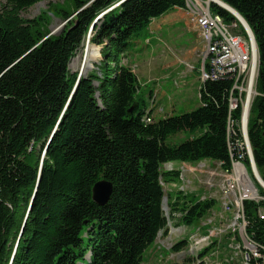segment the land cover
I'll use <instances>...</instances> for the list:
<instances>
[{
    "label": "trees",
    "instance_id": "16d2710c",
    "mask_svg": "<svg viewBox=\"0 0 264 264\" xmlns=\"http://www.w3.org/2000/svg\"><path fill=\"white\" fill-rule=\"evenodd\" d=\"M41 1L0 0V264H144L177 214L185 226L198 225L215 206L176 193L168 196L167 218L163 182L180 173L165 164L213 160L231 171L243 156L250 167L243 139L229 135V120L241 122L243 109L231 112L234 83L209 80L200 107L147 124L137 76L123 60L154 19L185 9L187 0H72L74 20L50 36L22 16ZM221 1L245 18L258 46L248 137L264 180V0ZM211 3L212 14L236 21ZM100 15L91 43L103 46V61L78 81L70 64ZM187 132L194 136L167 144ZM101 180L113 185L106 205L93 198ZM260 207L245 202L246 232L264 247Z\"/></svg>",
    "mask_w": 264,
    "mask_h": 264
},
{
    "label": "rangeland",
    "instance_id": "374dc122",
    "mask_svg": "<svg viewBox=\"0 0 264 264\" xmlns=\"http://www.w3.org/2000/svg\"><path fill=\"white\" fill-rule=\"evenodd\" d=\"M201 2L204 3L203 0ZM64 12L70 14L68 19L64 18ZM76 15L72 0H42L22 14L24 19L39 21L41 31L49 36L59 35ZM101 20L97 23L100 24ZM198 27L190 1L187 0L185 9L174 8L154 19L134 40L130 52L123 60V65L130 67L136 74L139 97L145 102L142 109L152 113L154 122L169 116H179L201 106V59L205 47ZM238 32L239 29L232 30L233 34ZM95 33L91 28L82 48L71 61L72 73H83L86 76L91 71H97L103 61V46L91 43ZM94 47L96 53H92ZM257 93L256 86L254 96ZM193 136L188 132L179 133L170 136L167 144H180ZM246 139L248 143V137ZM247 146L250 150L249 143ZM163 169L180 173L179 179L163 182L167 198L180 193L188 200H213L215 206L198 225L185 226L180 214H177L168 224V234L161 232L156 242L146 251L144 264H245L247 236L244 222L236 220L239 206L235 200L246 197V194L234 182L235 188L230 194L233 206L228 209L223 190L232 178V173L225 172L221 164L213 160L173 162L165 164ZM255 184L257 187L260 185L257 180ZM257 189L256 200L259 202L263 196ZM169 212L167 199V218ZM184 239L189 241L187 247L179 252L174 251L173 246Z\"/></svg>",
    "mask_w": 264,
    "mask_h": 264
},
{
    "label": "built area",
    "instance_id": "2783aa9c",
    "mask_svg": "<svg viewBox=\"0 0 264 264\" xmlns=\"http://www.w3.org/2000/svg\"><path fill=\"white\" fill-rule=\"evenodd\" d=\"M192 9L195 19H197L200 36L205 47L203 53L201 80L203 83L209 80H230L234 83L230 98L231 112L235 111L240 106V104L242 105L243 109L241 122L236 123V121L233 119L229 120V135H236V133L240 135V137L243 139L240 147L241 149L245 150V154H247V156L250 158L248 146L245 141L246 133L248 135V129L244 128L243 117L245 105L248 101V97L252 91V88V102L257 96H254L255 87L257 86L258 72L255 71L253 75L252 58L254 43H252V36L248 29L241 27V24L238 22L233 21L227 23L221 16L212 14L210 4L206 3L205 1L204 3L201 2L198 5L196 3ZM233 29H239V32L237 34H233ZM232 157H234V155H232ZM252 165L251 158L249 168L245 164L243 156H240L238 159L234 160L232 170H224L227 173H232V178L228 180L223 190L224 193H226V207L228 209H231L233 206V203L230 201V194L235 188L234 182L239 185V187H241L246 194V197H240L238 200H235V203L239 206L238 211L236 212V220L244 222L245 234L247 236L248 247L245 250L247 255L245 257V264H264V247L255 243L246 232L248 221L245 215V202L249 201L257 204L264 202V196L260 197L261 201L258 202L256 200L258 187L255 183L256 180L258 182V176L255 173ZM246 177L252 181V190L249 187L250 184L248 181H246ZM251 177L254 179L255 183ZM258 213L260 218L264 219V207H260L258 209ZM204 239L208 240V237L204 236Z\"/></svg>",
    "mask_w": 264,
    "mask_h": 264
},
{
    "label": "water",
    "instance_id": "95a60500",
    "mask_svg": "<svg viewBox=\"0 0 264 264\" xmlns=\"http://www.w3.org/2000/svg\"><path fill=\"white\" fill-rule=\"evenodd\" d=\"M221 0H217V1H212L213 4H216L218 6H220L221 8L229 11L230 13L233 14V16L241 23L243 24L249 31V33L251 34V36H253V38L255 39V35L251 29V27L249 26V24L247 23V21L245 20V18L237 11L235 10L234 8H232L231 6H229L228 4L222 2L223 4L226 5V7L220 5V2ZM227 7H230L231 9H233L235 12H232L230 11ZM110 10V9H109ZM109 10L105 11L104 13L108 12ZM103 13V14H104ZM102 14V15H103ZM102 15H100L93 23L92 25V28H94L95 24L98 22V20L102 17ZM255 42H256V39H255ZM256 45H257V42H256ZM258 47V46H257ZM259 52V51H258ZM83 76V73L79 74L78 76V81L80 80V78ZM248 137V135H247ZM246 143H247V139L245 140ZM248 143L250 145V150L248 148V152H249V155H250V158L252 160V167L254 170L257 171L258 173V183L261 185V187L264 189V180L263 178L261 177L258 169H257V166H256V163H255V160H254V157H253V152H252V148H251V144H250V140H249V137H248ZM247 143V145H248ZM113 193V185L111 182L107 181V180H101L99 182H97L94 187H93V198H94V201L99 204V205H106L110 198H111V195ZM167 201V197L164 198L163 200V203L165 204ZM164 210H165V207H164Z\"/></svg>",
    "mask_w": 264,
    "mask_h": 264
},
{
    "label": "bare ground",
    "instance_id": "6f19581e",
    "mask_svg": "<svg viewBox=\"0 0 264 264\" xmlns=\"http://www.w3.org/2000/svg\"><path fill=\"white\" fill-rule=\"evenodd\" d=\"M189 1H190L191 7H193L196 3H197V5L199 3H201L200 0H189ZM212 1H217V0H206L205 2L208 3V4H212L211 3ZM219 3H220V5L226 7V5L223 4L221 1ZM227 8L229 9L230 7H227ZM230 11L235 12L233 9H231ZM241 26H243L244 29H247L243 24H241ZM252 43H254L253 44V58H252V68H253V75H254L255 71L258 72L259 55H258V50H257L258 47L256 46V42H255V39L253 38V36H252ZM91 50H92V53H96V48L95 47L92 48ZM252 87H253V85H252ZM252 93H253V88H252V91L249 94L248 101H247V103L245 105V111H244V117H243V125H244L245 129H248V115H250V110L252 108V97H251ZM246 138H247V133H246ZM255 173L258 176V173H257L256 170H255ZM246 181H248V183L250 184L249 187L252 190L253 189L252 186H251L252 185V181L249 180L247 177H246ZM196 239H198V237ZM198 242H199V239L196 241V243H198ZM205 261H207V260H205Z\"/></svg>",
    "mask_w": 264,
    "mask_h": 264
}]
</instances>
